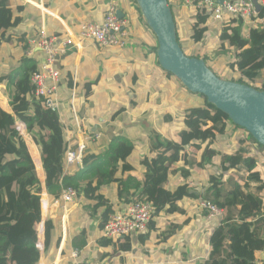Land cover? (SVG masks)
<instances>
[{"label":"trees","instance_id":"16d2710c","mask_svg":"<svg viewBox=\"0 0 264 264\" xmlns=\"http://www.w3.org/2000/svg\"><path fill=\"white\" fill-rule=\"evenodd\" d=\"M182 2L168 0L184 53L191 58L204 59L221 79L264 91V79L261 87L256 86L255 80L259 71L264 70V23L250 29L248 38L242 36L241 21L236 19L230 28L214 32L221 51L220 59L215 61V57L210 56L212 49L207 48L209 43H194L185 34L190 28L195 33V41H200L199 29L208 18L193 14L194 24H189ZM132 5L141 14L136 0H133ZM20 14L28 18L26 24L30 28L17 42ZM260 17L264 19V8ZM40 18L41 11L25 4L23 0H0V85L6 86L5 96L14 113L6 112L0 106V264L40 263L39 227L43 222V184L39 175L42 181L45 176L51 204L60 199L63 187H73L78 197L83 196L84 204L77 212L96 220L97 228L103 233L112 214V206L101 188L106 177L114 176L118 164L136 150L133 141L117 136L104 154L86 150L81 173L76 176L65 173L68 139L75 132V117L72 116L73 127L68 129L58 113L48 109L43 99L34 96L30 76L42 66V61L36 60L34 56L37 52L31 57L22 58L17 69V48L26 54L32 47L29 39L39 38ZM47 20L50 24L52 18L48 16ZM60 29L55 32L49 26L47 33L58 40L66 39L63 29ZM182 35L190 40L189 45L183 42ZM157 49L158 43L152 51L155 55ZM65 56L59 60L62 62ZM57 68L61 70L58 63ZM164 72L168 79L176 80L178 86L171 89L166 86L167 90L160 92L166 93V98L171 95L172 104L155 105L158 110L170 107L160 122L170 138L153 130L148 154L144 155L143 151L140 159L142 180L128 173L123 179L111 181L118 187L119 199L126 205L134 201L151 203L156 208L154 217L159 213L178 212L180 201L186 197H196L191 194L188 184L191 169L210 164L214 173L210 175L206 198L225 210L237 208L239 222L219 228L214 239L219 243L230 239V253L225 255L224 251L217 248L211 253L207 264H255L258 254L264 250V221L260 217L264 204V147L247 131L234 125L226 114L209 104L205 96L193 95L172 74ZM17 79L18 83L14 84ZM65 81L70 89L73 78L68 75ZM17 120L26 125L39 149L42 161V166L38 162L39 175L26 141L17 129ZM227 121L230 123L228 131L233 129L226 135ZM21 131L26 132L24 126ZM220 137L224 149L217 147ZM27 139L31 142L29 137ZM249 142L252 146L248 145ZM199 152L202 158L193 161L191 156ZM177 165L185 182L176 190H168ZM232 172L236 178L226 181L225 176ZM43 203L45 208L46 194ZM61 221L62 213L55 220L48 218L44 223L43 250L46 257L50 251L56 252L61 243ZM86 236L87 229L74 238L71 246L82 249L87 241ZM71 246L65 247L62 253L70 260ZM126 247L130 249L129 244Z\"/></svg>","mask_w":264,"mask_h":264},{"label":"crops","instance_id":"0c3cea01","mask_svg":"<svg viewBox=\"0 0 264 264\" xmlns=\"http://www.w3.org/2000/svg\"><path fill=\"white\" fill-rule=\"evenodd\" d=\"M23 1L41 11L40 29L44 27L49 33V26L55 32L62 28L65 38L70 35L77 36L84 22H101L106 10L115 1L118 2L120 11L125 13V17L131 20L128 48H101L96 42L87 40L77 47L70 48L62 62L59 60L62 56L57 61L62 70L58 69L61 72L58 90L61 102L60 119L69 129V127H73V117H75V132L73 135H69L72 146L84 151L85 135L92 131L93 134L99 136V140L86 145L88 152L106 153L111 141L117 136H124L135 144L136 150L118 164L114 176L106 177L105 184L101 188L102 192L110 199L113 214L115 211L123 209L125 203L119 199L116 183L111 181L123 179L128 173L142 180L140 159L143 151L144 155L148 154L150 134H153V130L156 129L163 137L170 138L160 125L164 112L169 111L170 107L158 110L155 105L173 103L171 95L166 98L167 94L160 92L165 91L166 86L168 89L178 87L176 80L168 79L159 66L158 57L152 52L158 43L157 38L147 27L139 10L135 8V5H132L133 0ZM184 12L189 13L185 10ZM48 16L52 18L50 24L47 20ZM18 17L21 18V21L17 25V42L30 28L26 24L28 18L24 14L18 15ZM62 29L60 30L62 31ZM34 40L36 39H29V42ZM35 52H37L34 55L36 60L42 61L43 53L37 49ZM24 57L31 56L28 55V51L23 54L17 48V69L19 68L18 63ZM68 75L73 78V85L70 89L65 83V77ZM6 90V86L1 84L0 106L4 111L14 114L5 96ZM158 95H160L159 99ZM117 112L120 114L116 115ZM229 126L230 123L227 121V128ZM230 130L226 131V135ZM27 132L21 135L26 141L38 171V162L42 166L41 156L32 137H30L31 142L26 138ZM217 147L224 149L221 137ZM200 153L198 155L194 153L191 159L199 160L202 158ZM81 168L74 166L66 169L65 173L68 176H76L83 171ZM180 170L177 165L168 190H176L181 184H184L185 179ZM191 171L192 175L188 184L191 194H195L196 197H186L180 201L178 212L157 214L150 223L147 233L127 238L130 241L122 239L117 242L104 236L97 228L96 220L77 212L84 204L83 196L69 205L67 213L63 212L59 205H56V201L51 204L45 186V176L42 181L38 171L43 191L45 190L47 195L45 208L42 203L43 226L48 218L55 220L62 213L61 243L57 251H50L47 257L44 250H41L39 264H207L211 253L217 248L224 251L225 255L229 254L230 239L219 243L214 239V236H217V232L222 226L231 222H239V210L237 208L223 209L225 211L223 220L208 218L200 203L207 199L206 190L214 168L209 164L198 169L193 168ZM231 178H236L233 172L225 176L226 181ZM40 226V232L44 231L42 224ZM85 229H87V241L84 247L82 249L72 247L71 243L74 238L81 235ZM41 234L39 243L43 245L44 232L42 238ZM262 238L264 240V230ZM128 244L130 249H126ZM68 245L71 246L69 253L71 260L62 254ZM75 250L79 252L77 259L72 257V252ZM255 264H264V250L258 254Z\"/></svg>","mask_w":264,"mask_h":264},{"label":"built area","instance_id":"2783aa9c","mask_svg":"<svg viewBox=\"0 0 264 264\" xmlns=\"http://www.w3.org/2000/svg\"><path fill=\"white\" fill-rule=\"evenodd\" d=\"M257 4L261 7V10L264 8V0H184L183 7L194 15H204L208 18V21L217 22L226 28H230L233 25V20H239L242 24L241 28L244 27L249 31L264 23V19L260 17L261 11L257 9ZM119 12V4L115 1L106 10L102 22H84L77 36L70 35L66 39L58 40L55 37H50L45 28L42 27L39 38L31 42L32 47L28 50V55L33 56L37 49L43 53V60L41 69L31 74L30 83L34 90V96L38 99H43L46 107L52 112L60 114L61 108L58 92L61 72L57 68V61L60 56H64L70 48L77 47L87 40L96 42L101 48H128L131 20L126 17L121 18ZM17 83L18 80H14V84ZM76 121L78 122L77 116ZM16 122L17 129L22 134L21 127L24 126L25 130L27 127L21 121L17 120ZM97 140H99L97 134H86V143L84 151H82V149H75L72 146L71 137H69L66 169L74 166H79L83 169L86 145ZM44 194H46L45 190L41 194L42 203ZM78 199L77 191L73 187H63L60 199L56 200V205H59L63 212L67 213L69 205ZM200 206L210 219L223 220L225 217V211L210 200H202ZM155 211L156 208L148 202L134 201L131 204H125L123 209L110 215L103 234L113 242L133 238L138 234H145L154 219ZM261 218L264 221V211L261 214ZM39 248L43 250L41 243H39ZM72 257L77 259L79 252L73 251Z\"/></svg>","mask_w":264,"mask_h":264},{"label":"water","instance_id":"95a60500","mask_svg":"<svg viewBox=\"0 0 264 264\" xmlns=\"http://www.w3.org/2000/svg\"><path fill=\"white\" fill-rule=\"evenodd\" d=\"M147 26L158 41L160 67L172 74L192 94L228 116L264 147V91L219 78L204 59L188 57L178 41L177 26L168 0H136ZM257 9L261 7L257 4ZM119 16L125 17L120 11Z\"/></svg>","mask_w":264,"mask_h":264},{"label":"rangeland","instance_id":"374dc122","mask_svg":"<svg viewBox=\"0 0 264 264\" xmlns=\"http://www.w3.org/2000/svg\"><path fill=\"white\" fill-rule=\"evenodd\" d=\"M186 15H187V21H188V23L189 24H194L193 23L194 15L191 12L186 13ZM188 29H189V31H186L185 32L186 37H190L189 39L190 40H194L193 41L194 43L197 42L198 44H203V45L206 44V43H209V45L207 44V48H211L212 49V51L210 53V56L215 57L214 60L215 61H218L220 59V55H221L220 53H221V51L219 49V46L217 45V38L215 37V35H214L215 33L214 32H216L217 30L222 31V30L227 29V28L224 25L219 24L217 22L207 21L199 29V32H200V41H195L196 36H195L194 31H192V29H190V28H188ZM241 30H242V36L245 37V38H248V30L246 28H244V27H242ZM186 37L184 35L181 36L183 42L185 44H188V42H190V40H188ZM158 68H160V67H158ZM263 72H264L263 70L262 71H259L258 76L255 79L256 80V86H258V87L259 86L261 87V83H262V81L264 79V73ZM184 103L187 104V102H184ZM226 124H227V122H226ZM226 128H227V125H226ZM228 128H227V130H228ZM226 131H225V134L227 133ZM28 133L29 132H27V134L25 135L26 138H28V137L30 138L31 137ZM150 135H152V134H150ZM244 135H245V133H244ZM241 136H243V135L241 134ZM248 145L249 146H252L251 142H249ZM254 150L256 151V148H254ZM40 230H41V226L39 227V234H41Z\"/></svg>","mask_w":264,"mask_h":264}]
</instances>
